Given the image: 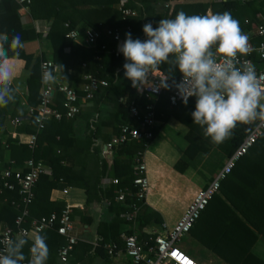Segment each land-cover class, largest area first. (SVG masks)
<instances>
[{
  "label": "trees",
  "instance_id": "16d2710c",
  "mask_svg": "<svg viewBox=\"0 0 264 264\" xmlns=\"http://www.w3.org/2000/svg\"><path fill=\"white\" fill-rule=\"evenodd\" d=\"M160 1L166 0H29L23 3L29 16L50 22L48 31L41 34L32 26L22 23L17 0H0V32H7L10 40L19 33L23 43L19 55L11 51L8 55L10 59L23 60L29 71L24 106L19 104H22V100L15 93L13 102L6 107H0V171L9 166L23 167L28 158L41 160L51 168V174L39 175L34 185V198L29 204V216L25 224L28 225L32 217L48 215L53 211L58 213L67 205L65 201L49 199L50 191L56 187L59 179L70 186L83 189L86 194L85 205H90L93 200L103 205V215L96 223V244L77 240L68 257L70 264L82 262L87 256L106 259L108 254L104 244L115 242L120 248L122 232L135 231L140 242H150V238L157 233L151 228L162 223V217L157 210L141 203L133 226L121 217V213L128 209V204L134 201V197L128 196L125 202L114 199L118 188L127 187L134 192L133 158L137 152H144V140H130L118 144L113 150L112 161L108 163L101 154V144H95L100 137L101 143L109 140L107 134L99 135L97 131L78 134L74 131L73 125L80 118L81 111L71 119L46 120L32 148L19 143L15 136L5 133L4 125L8 117L16 115L24 116L17 131L29 133L35 130L33 117L26 115L28 106H34L39 101L41 60L50 59L57 66L80 69V74L91 73L107 80L108 85L97 90L91 101H94V106L103 114V118L111 123L113 134L118 133L122 124L138 125V121L129 114V106L133 103L144 106L153 102L157 119H163L164 114V118L172 116L184 123L189 128L186 134L188 144L184 150L187 159L194 158L200 152L207 153L211 148L219 149L227 158L240 143L248 127L254 124H238L230 138L219 145L212 143L210 138L203 135L202 128L192 122L191 112L195 109L196 98L190 97L187 105L180 102L170 107L168 96L173 87L162 88L161 94L156 96L144 91L138 92L131 86V81L124 77L123 64L126 61L123 54L116 51L117 40L105 35L102 29L105 26L120 28L121 40H125V33L131 32L133 39L139 38L143 41L147 39L142 30L145 23L151 22L155 28L160 19L174 18L180 11L188 15H205L210 8L212 14L225 11L232 14L238 9L243 10L249 17L248 23L243 22L240 28L246 31L257 20L256 12L264 8V0H183L181 3L176 2L170 9L159 6ZM119 5L135 9L136 14L123 17ZM127 26L129 29L125 28ZM86 28L100 32L92 47L78 45L74 39L66 36L69 29L80 31ZM43 37L50 44L51 58L43 52L41 55H33L25 51L26 41ZM102 45L105 48H101ZM82 63L85 64L84 67ZM161 69L166 71L167 65H161ZM180 75L177 69L173 78L177 80ZM168 82L171 84V79ZM76 90L82 94L80 89ZM62 98L61 93L55 94V106L58 108L61 107ZM152 131L154 135V126ZM5 152L9 154L7 161H4ZM186 161L178 160L173 168L181 174L184 173ZM105 176L117 178L118 183L101 187L100 181ZM19 201L20 196L16 190L3 189L0 192V235L4 226L13 227L14 219L19 213V207L13 202ZM71 210L72 219L77 214L80 222L87 225L93 223L94 218L91 215H85L78 208L71 207ZM47 232L54 237L52 248L56 254L64 239L55 228L48 229ZM189 235L205 253H213L227 264H264V260L251 250L258 236L264 237V132L221 181L219 190L194 223ZM30 243L31 241L23 249L26 259Z\"/></svg>",
  "mask_w": 264,
  "mask_h": 264
},
{
  "label": "built area",
  "instance_id": "2783aa9c",
  "mask_svg": "<svg viewBox=\"0 0 264 264\" xmlns=\"http://www.w3.org/2000/svg\"><path fill=\"white\" fill-rule=\"evenodd\" d=\"M20 4L19 11H26V6L23 3L29 0H17ZM166 8H171L169 2L165 4ZM119 9L123 17L127 15H135V9L119 5ZM257 20L253 22L251 28L243 31L249 37V44L254 49L249 55L239 57L241 63L249 62L255 66L258 78L264 77V8L256 13ZM248 23V21H246ZM67 25V24H65ZM129 29V27H125ZM102 32L113 37L115 40L120 39V28L105 26ZM100 32L93 28H86L78 31L77 29H69L66 33L67 37L72 39L81 38L83 44L87 47H92ZM101 48H105L104 45ZM117 54V52H116ZM82 63V67H84ZM58 66L50 59H43L39 64L40 72V89L39 101L34 106H28V115L32 116L35 124L33 132H14L18 136L19 143L27 144L30 148L34 147L38 132L44 128L45 121L54 119H71L77 115L81 109L91 103L94 94L101 87L108 85L107 80L98 78L91 73L82 74V94H79L75 87L65 83L57 76ZM51 73L54 79L50 82H44V74ZM154 84H158L159 80L155 77H150ZM182 79V74L176 80L179 82ZM264 82V81H262ZM146 94L159 95L162 88L158 91H153L152 87L144 86L143 90ZM63 95L61 107L55 106V94ZM173 97L175 101L173 102ZM190 98V97H189ZM170 107H174L182 102V99L177 94L173 87L168 96ZM129 114L138 121V125L125 123L120 125L118 133L110 136L103 146L101 153L104 158L111 160L112 152L115 146L120 143L136 140L143 141L145 146L153 138L152 127L155 122V106L153 102H148L144 106L138 103H133L129 106ZM24 118L19 116L8 117L6 124L16 128L22 125ZM264 132V122L255 121L254 124L248 127L246 134L243 136L235 150L229 155L220 169L215 173L211 180L203 187L198 189L190 202L187 204L184 212L176 220L172 227L162 225L163 229L158 231L156 235L150 238V242H140L137 233L122 232L120 239L122 241L119 248L115 242L104 244L109 255H114L118 251H122L132 264H201L191 255H189L177 242L181 238L189 234L190 229L199 218L206 205L209 203L212 196L219 190L221 181L229 174L235 162L242 157L256 142V140ZM133 174L132 185L134 192L129 188H118L115 191L114 199L119 202H125L128 196L134 197V201L129 202L128 209L121 213L124 220L131 222L134 226L135 218L140 210L141 203H146V195L149 191V180L147 177V168L143 152H137L133 158ZM49 167L41 160L28 158L24 161L23 167L9 166L0 171V192L3 189L16 190L20 196L18 203L13 202L19 207V213L14 219L13 227L6 225L2 228L0 235V254H5V249L10 240H14L18 235L30 236L31 233L41 234L43 231L55 228L56 232L64 239V243L57 248L56 260L49 264H66L68 257L73 249L74 244L78 240L74 223L71 218V206L67 204L60 212H51L48 215L40 217H32L29 224L26 225L27 217L29 216V204L34 198V185L43 173L49 171ZM118 179L113 177H103L100 181L101 187H106L109 184H117ZM31 241V240H30ZM31 244V243H30ZM96 244V243H95ZM30 248V246H29ZM30 258V253L28 254ZM28 258L22 264H28Z\"/></svg>",
  "mask_w": 264,
  "mask_h": 264
},
{
  "label": "clouds",
  "instance_id": "9594fccd",
  "mask_svg": "<svg viewBox=\"0 0 264 264\" xmlns=\"http://www.w3.org/2000/svg\"><path fill=\"white\" fill-rule=\"evenodd\" d=\"M142 30L147 39H133L127 32L118 45L126 61L124 77L138 92L144 86L153 91L174 87L184 105L194 96L192 122L217 145L230 138L238 124L264 122V77L258 78L253 64L241 63L239 57L254 49L229 11L206 15L180 11L174 18L160 19L155 28L151 22L145 23ZM22 48L19 33L10 40L7 32H0V107L15 99L16 72L8 54L19 55ZM161 65H167L166 71ZM177 69L182 74L179 82L173 78ZM150 77L158 78V84ZM53 79L51 73L44 74V82ZM30 240L28 264H47L46 237L38 233L10 240L5 254H0V264H22L26 259L23 249Z\"/></svg>",
  "mask_w": 264,
  "mask_h": 264
},
{
  "label": "crops",
  "instance_id": "0c3cea01",
  "mask_svg": "<svg viewBox=\"0 0 264 264\" xmlns=\"http://www.w3.org/2000/svg\"><path fill=\"white\" fill-rule=\"evenodd\" d=\"M168 1H174V4L178 2V0H166V1H160L158 5L159 6L163 5L165 7L164 4ZM174 4L171 5L173 6ZM209 13H211L210 8L206 10L205 15ZM18 14L21 16L23 24L32 26L37 32L41 34H45L48 31L50 25L49 21L45 19H33L29 16L27 10L18 11ZM123 41L124 40L121 39L117 40L116 51H118V45L122 44ZM74 42L78 45L87 47L86 45L83 44L81 38L74 39ZM24 49L26 52L32 53L33 55H41V53L43 52L45 53V56L51 58L50 44L47 42V40L44 37L41 39L26 41L24 43ZM9 62L14 64L15 66L16 79L14 80L13 86L16 89L15 93L22 100V104L21 103L19 104L21 106H24L25 96H26V79L28 77L29 71L28 69L25 68L23 60L10 59ZM80 71H81L80 69L76 70L73 69L72 67L58 66L57 76L65 83L75 87L76 89L81 90L82 73L80 74ZM119 99H121V97ZM97 109L98 108L94 106V101L87 104L81 109L80 118L76 119L75 124L73 125L74 131L76 133L82 134L83 132H85L86 134H89L91 131H97L99 135L107 134L108 137L113 135L112 133L113 127L111 123L107 122L103 118L104 117L103 114L98 112ZM162 116L163 119H159V118L157 119V117H155L156 123L154 124V129L156 128V131L154 133L153 138L147 143L146 148L143 152L147 172H150L152 174L151 183L149 182V186L151 184V187L149 188V191L147 193V195L149 194L150 197L154 194V192H156L157 194L158 193L162 194V192H167V190L169 191L172 190L171 189L172 186H176L175 184L177 183H178L177 185L179 184L182 185L186 182H190V180L193 178L192 176H195V169L197 170L200 169L201 167L205 168V166L209 164V161L214 162L216 158L220 159V157L226 158L225 154L221 152L219 149L211 148L207 153L200 152L197 155H195L194 158L187 159L185 157L184 150L188 144L186 140V134L188 133L189 128L175 117L168 116L164 118L165 117L164 114ZM19 117L24 118V116H19ZM85 122H87L88 126H85L86 125ZM4 129L6 134H9L10 136H15L18 139V136L14 135V132H19L17 131V127L14 128L9 124H5ZM99 139H102V137H100ZM99 139L95 141V144L98 146H100L101 144V148H100L101 151L102 146L105 142L102 141L103 143H101ZM112 156H113V152H112ZM8 159H9V154L8 152H5L4 161H7ZM180 159L187 160L186 162L189 164L187 169H190L189 174L187 173V169L185 170L184 173L181 174L173 168V165ZM197 159L198 161L196 165ZM111 161L112 158L111 160H107L108 163H110ZM202 164H204L205 166L204 165L202 166ZM47 166L49 167V165ZM49 169L50 170L47 173L51 174V168L49 167ZM211 178L212 176H208L206 180L202 181V183L197 184L196 190L192 191L187 196V199L184 205L182 206L183 207L182 210L180 209L181 210L180 213L176 215L174 218H172L171 221H167L165 217L162 215V211L160 210V208H158L159 202H155L152 199L149 202H147L146 200V204L149 205L153 210H157L162 216L163 219L162 225L165 224L167 227L170 228L174 225L176 220L184 212L187 204L194 196V192H196L201 187L205 186L210 181ZM151 188H154L153 189L154 192H152ZM85 198H86V194L83 191V189L70 186L62 179H59L56 187H53L49 194L50 200L65 201V203L69 204L72 208H78L85 215H91L94 218L93 223L88 225L80 222L77 214L72 219L78 240L83 243L94 245L96 242L95 240L97 238V234L95 230L96 223L103 215L102 212L103 205L93 200L90 203V205L87 206L84 203ZM151 229L152 231L155 232L161 231L160 229H157L156 226H154V228L152 227ZM42 233L41 234L46 237V243L49 248V257L47 260V264H49L50 262L56 260V254L54 249L52 248L54 244L53 242L54 237L50 232H47V230L43 231ZM33 234L34 233H31L30 236H32ZM255 248H259L260 250L264 251L263 236L261 235L258 236L251 250L254 252ZM206 254L210 256L213 255L214 257L219 258L217 255H214L213 253L210 254L206 253ZM92 259H93L92 256L91 257L87 256L83 259L82 262H77L76 264H91ZM100 259L102 260L101 264H132L131 260L128 259L127 256L122 251H118L114 255L108 254V257L106 259L103 258ZM262 259L264 260V258ZM66 264H70V263L66 262Z\"/></svg>",
  "mask_w": 264,
  "mask_h": 264
},
{
  "label": "rangeland",
  "instance_id": "374dc122",
  "mask_svg": "<svg viewBox=\"0 0 264 264\" xmlns=\"http://www.w3.org/2000/svg\"><path fill=\"white\" fill-rule=\"evenodd\" d=\"M169 4H174V1H168ZM178 2H183V0H178ZM233 18L239 21V25L243 22L248 20V14L244 12L243 10H237L234 13L231 14ZM112 27V26H110ZM226 158L215 159L213 161H209V164L204 167H201L200 169H195V176H192L193 178L190 180V182H186L184 184H175L176 186H172V190H167V192H162V194H157L153 191L154 188H151L152 192L154 194L150 197L149 194L146 195L147 202L151 201L152 199L155 202H159L160 210L162 211V215L165 217L167 221H171L172 218H174L176 215L180 213L182 210V206L184 205L187 196L194 190H196L197 184L202 183V181L206 180L208 176H214L215 173L220 169V167L225 162ZM196 160V165H197ZM156 164V163H155ZM188 163L187 167L188 168ZM185 169V170H186ZM217 169V170H216ZM215 171V172H214ZM190 169H187V173L189 174ZM186 173V174H187ZM148 174V180L151 183L152 174L150 172H147ZM211 180V179H210ZM192 181V182H191ZM151 187V184L149 188ZM196 192H194L195 194ZM166 195V196H165ZM164 198V199H163ZM181 209V210H180ZM160 211V212H161ZM162 217V216H161ZM163 223V219H162ZM162 223L156 225L157 229H163ZM177 244L182 247L189 255H191L193 258H195L197 261L201 262V264H227L220 258H216L213 255H207L202 249V247L196 242V240L191 237L189 234L184 236L180 239ZM254 254L257 256L259 255L261 258H264V251L260 250L259 248L254 249ZM210 254V252L208 253ZM128 258V257H127ZM129 259V258H128ZM68 262V261H67ZM102 260L99 257H93L91 260V264H101Z\"/></svg>",
  "mask_w": 264,
  "mask_h": 264
}]
</instances>
